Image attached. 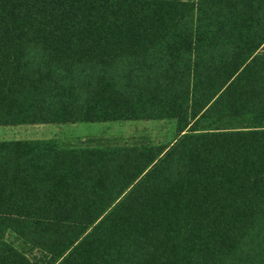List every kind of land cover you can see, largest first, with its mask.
<instances>
[{
  "label": "trees",
  "instance_id": "1",
  "mask_svg": "<svg viewBox=\"0 0 264 264\" xmlns=\"http://www.w3.org/2000/svg\"><path fill=\"white\" fill-rule=\"evenodd\" d=\"M264 0H0V125L172 118L167 146L0 141V264H264Z\"/></svg>",
  "mask_w": 264,
  "mask_h": 264
},
{
  "label": "rangeland",
  "instance_id": "2",
  "mask_svg": "<svg viewBox=\"0 0 264 264\" xmlns=\"http://www.w3.org/2000/svg\"><path fill=\"white\" fill-rule=\"evenodd\" d=\"M197 1V0H184ZM264 51V48L263 50ZM172 118L122 119L66 123H25L0 125V141L44 139L64 147L132 146L141 144H172L178 135ZM4 239L36 264H46L48 255L12 230Z\"/></svg>",
  "mask_w": 264,
  "mask_h": 264
},
{
  "label": "crops",
  "instance_id": "3",
  "mask_svg": "<svg viewBox=\"0 0 264 264\" xmlns=\"http://www.w3.org/2000/svg\"><path fill=\"white\" fill-rule=\"evenodd\" d=\"M264 48V47H263Z\"/></svg>",
  "mask_w": 264,
  "mask_h": 264
}]
</instances>
